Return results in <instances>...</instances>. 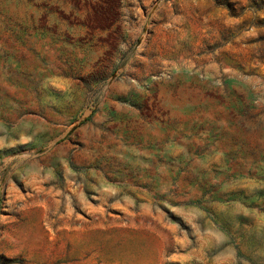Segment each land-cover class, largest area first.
Segmentation results:
<instances>
[{
	"label": "rangeland",
	"instance_id": "rangeland-1",
	"mask_svg": "<svg viewBox=\"0 0 264 264\" xmlns=\"http://www.w3.org/2000/svg\"><path fill=\"white\" fill-rule=\"evenodd\" d=\"M0 264H264V0H0Z\"/></svg>",
	"mask_w": 264,
	"mask_h": 264
}]
</instances>
